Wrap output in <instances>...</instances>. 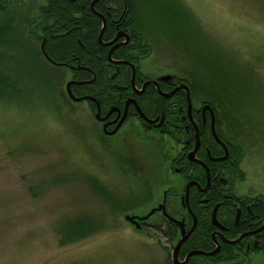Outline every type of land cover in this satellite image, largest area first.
<instances>
[{
	"label": "rangeland",
	"instance_id": "1",
	"mask_svg": "<svg viewBox=\"0 0 264 264\" xmlns=\"http://www.w3.org/2000/svg\"><path fill=\"white\" fill-rule=\"evenodd\" d=\"M43 1L2 0L0 21L26 43ZM131 1L149 50L144 71L186 81L195 105L212 106L240 151L245 183L264 193V0ZM16 50L7 66L20 88L0 98V264H169L176 236L124 217L145 215L164 189L168 212L177 206L183 186H165L181 184L166 169L177 143L137 124L104 136L89 104L68 99L65 68L53 80ZM81 218L95 221L92 232L61 243L64 226ZM146 219L164 230L159 215ZM228 263L264 264V253Z\"/></svg>",
	"mask_w": 264,
	"mask_h": 264
},
{
	"label": "flooded vegetation",
	"instance_id": "2",
	"mask_svg": "<svg viewBox=\"0 0 264 264\" xmlns=\"http://www.w3.org/2000/svg\"><path fill=\"white\" fill-rule=\"evenodd\" d=\"M45 3L46 0L42 5ZM90 3L91 0H89V10L92 12ZM100 4L104 15L102 10L94 7L101 14V17L98 16L100 23L102 25L104 20L106 26L108 22V26H112L114 33L106 41L101 39L103 43L113 41L109 45H103L106 48L105 61L109 69L98 72L101 76V83L93 87L91 93L85 92L82 88L79 89V94L75 95L72 89L76 86L80 88L85 85L90 86L96 78L94 71L87 66L80 65L78 62L80 60H77L73 54L61 62L46 54L44 43L60 36V33L49 32L45 35L41 32L40 52L41 57L49 66L67 70L68 81L82 82L81 84L72 83L70 90L75 97L90 96L93 98L80 101H86L92 108L93 116L99 123L104 136L116 134L127 124L131 126L137 124L140 128L159 132L168 139L172 138L177 143L175 154H169L167 158L166 169L169 176H178L181 184L175 185L170 182L165 186H183L182 193L179 194V202L176 207H172L173 211L168 212L169 204L174 202L170 201V191L164 189L161 200L153 206L155 211L152 213L159 215L164 221L165 226H162L164 230L148 222L147 219L138 220V229L154 227L166 237H170V232H172L176 236L172 244L173 249L181 237L180 225L174 220L182 221L185 233L192 228L179 246L177 261H182L191 251L210 252L218 247L215 254H193L184 264H188L192 258L211 262L212 258L220 257L226 249H230L226 245L232 246L233 249H241L245 255L253 251L264 253V193L257 192L245 183L240 151L217 129L212 106L210 107L214 113V130L217 138L211 131L209 110L202 111L206 103H201V105L193 103L190 87L186 81L172 74L152 75L144 71L141 61L146 57V54L142 55L145 43L136 29L133 36L127 32L128 17L125 5L118 8L106 5L103 1ZM76 25L77 22L71 26V29L77 28ZM125 34L128 36L126 42ZM41 44H43V51ZM115 44L117 45L112 49L109 59L108 51ZM121 47H127V52L124 54L126 57H115L113 52ZM114 61H127L128 64ZM131 67L134 68L133 76ZM84 72L89 73L84 74ZM75 73H81L85 76L84 79H74ZM182 84L188 87L191 101L189 110L184 88L174 91L169 97L165 96L166 93ZM97 112L99 119L95 117ZM145 118L154 120V122L150 123ZM121 119L122 122L118 126ZM114 129L116 130L113 134L108 133ZM186 186L188 188L187 201L184 198ZM214 206H216L215 215L218 224L212 223L211 220ZM229 241L235 242L229 243ZM169 264L178 263H173L171 257Z\"/></svg>",
	"mask_w": 264,
	"mask_h": 264
},
{
	"label": "trees",
	"instance_id": "3",
	"mask_svg": "<svg viewBox=\"0 0 264 264\" xmlns=\"http://www.w3.org/2000/svg\"><path fill=\"white\" fill-rule=\"evenodd\" d=\"M93 0H91L92 3ZM101 1L110 6H115L121 8L125 5L127 20V32L133 36L135 34L134 20L132 15V4L131 0H99L90 3L92 12L89 10V0H46L44 5H40L37 9V15L35 20L30 22L27 30V35L25 36L26 43L22 42L19 34L23 31L20 28L14 27L9 22L0 21V98L7 97L8 92L6 90L19 89L18 82L20 76L16 75V79H11L8 72L7 61L11 59L15 62V54L21 55L18 48L25 49L29 52L34 68L45 71L51 79L53 70L56 67H51L41 57L40 52V33L44 32L45 35L49 32H58L60 36L52 38L44 43V50L47 55H49L54 60L59 62L64 61L71 54H73L80 65L87 66L89 69L95 72L96 78L92 84L78 87H73L72 92L75 95L79 94V89L85 92L91 93L93 87L100 85V75L98 72L102 70L108 71V64L106 63V48L102 41L108 40L114 33L112 26H108V22L103 29L101 39L99 42L98 34L101 29V23L99 17L101 14L96 11V9L102 10ZM96 9H95V8ZM103 11V10H102ZM88 13L90 15H88ZM103 11V15H104ZM108 20V19H107ZM77 22L76 27L71 29V26ZM68 30V33H66ZM24 34V33H23ZM137 36H135L136 38ZM24 38V37H23ZM22 42H20V41ZM28 42V43H27ZM33 43V44H31ZM38 44V46H35ZM104 45V46H103ZM11 50V51H10ZM54 51V52H53ZM148 48L143 45L142 55L148 52ZM11 52V53H10ZM127 52V47L120 48L114 51L113 55L115 57H126L124 54ZM118 53V54H116ZM121 53V54H120ZM113 56V57H114ZM89 72H84L88 74ZM88 76V75H87ZM84 75L81 73H75L73 75L74 79H84ZM54 80V79H53ZM55 86L58 91L56 82ZM93 219L81 218L78 220H73L68 222L62 230V240L61 243L69 242L76 238L83 237L84 235L91 233L93 228ZM230 249H226L222 256L217 258H212V264H229L228 262L239 259L240 256H244L241 249H233L232 246L226 245Z\"/></svg>",
	"mask_w": 264,
	"mask_h": 264
},
{
	"label": "water",
	"instance_id": "4",
	"mask_svg": "<svg viewBox=\"0 0 264 264\" xmlns=\"http://www.w3.org/2000/svg\"><path fill=\"white\" fill-rule=\"evenodd\" d=\"M95 1H96V0H93V1H92V3H91L92 6H93V3H94ZM104 27H105V21L103 20V21H102L101 29H100L99 34H98V40H99V42H101V35H102V32H103ZM117 37H118V35L116 36V38H117ZM127 40H128V36L125 34V42H126ZM112 42H113V41L104 42L103 44H104V45H109V44H111ZM125 42H124V43H125ZM116 45H117V44L113 45V46L109 49L108 54H107V56H108L109 59H110L111 51H112V49H113ZM41 50L43 51V44H41ZM114 62H115V63H126V64H128L127 61H114ZM131 69H132V76H133L134 68L131 67ZM72 83L81 84L82 82H80V81H72V80L66 82V84H65V91H66V94H67V96L69 97L70 100H72V101H80V100H82V99H93V98L90 97V96L75 97V96L72 94L71 90H70V85H71ZM181 88H184V89L186 90V96H187V108H188V110H189L190 107H191V101H190V96H189L188 87H187L185 84H182V85H180V86L174 88V89H173L172 91H170L169 93H166L165 96H166V97H169V96L172 95V93H173L174 91H176V90H178V89H181ZM205 109H208V110H209V113H210V127H211V131H212L213 135L217 138L216 133H215V130H214V113H213V110H212V108L210 107V105L207 104V103L203 105V107H202V111H204ZM95 117H96L97 119H99V113H98V112L95 114ZM145 119H146V118H145ZM146 120H147L148 122H150V123H153V122H154V120H148V119H146ZM121 122H122V119L119 121L118 126L121 124ZM104 129H105V128H104ZM115 130H116V129H114V130H112V131H110V132H108V133H109V134H113V133L115 132ZM191 154H193V152H191ZM184 198H185V200L187 201V198H188V188H187V186H186V190H185ZM160 207H161V206H160ZM157 209H159V208H157ZM154 211H155V209L152 208V209H150L145 215H140V216H138V215H133V214H132V215H125L124 218H125L127 221L133 223V224L135 225V227L138 228V227H139L138 220H145V219H146L148 216H150ZM215 211H216V206H214V208H213V210H212L211 220H212V223H214V224H218V222H217V220H216ZM169 219H172V218L169 217ZM174 221H175L177 224L180 225V228H181V237H180V239L177 241V243L175 244V246H174L173 249H172L171 257H172V262H173V263L184 264V263L187 261V259H188L191 255H193V254L213 255V254H215V253L218 251V247H216L214 250H212V251H210V252H202V251H199V250H194V251L189 252V253L185 256V258H184L182 261H177V252H178L179 246H180L181 243L187 238V236H188L189 233L191 232V229H192V228H191L187 233H185L184 230H183V223H182V221H176V220H174ZM234 242H235V241H229V243H234Z\"/></svg>",
	"mask_w": 264,
	"mask_h": 264
}]
</instances>
